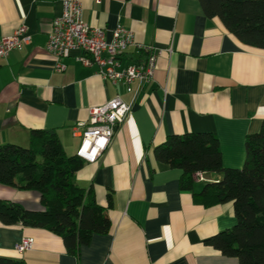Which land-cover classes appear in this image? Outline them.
I'll return each instance as SVG.
<instances>
[{
  "label": "crops",
  "instance_id": "obj_1",
  "mask_svg": "<svg viewBox=\"0 0 264 264\" xmlns=\"http://www.w3.org/2000/svg\"><path fill=\"white\" fill-rule=\"evenodd\" d=\"M82 18L105 37L121 24L133 34L122 64L145 59L143 44L163 50L153 78L141 84L102 79L96 67L76 59L78 51L54 57L45 50L51 21L62 0H0V37L26 26L31 42L0 58V145L27 146L30 132L56 134L68 155L76 154L91 106L119 96L131 110L95 162H84L74 182L92 190L110 220L76 254L67 252L51 231L0 222V256L25 264H237L207 240L230 228L232 201L204 206L193 200L212 173L194 174L191 189L180 187V168L162 165L154 155L170 134L212 132L221 162L241 168L245 136L264 120V49L237 39L217 16H207L199 0H79ZM56 62L64 65L55 69ZM0 199L42 209L38 192L0 185ZM31 237V248L15 245Z\"/></svg>",
  "mask_w": 264,
  "mask_h": 264
},
{
  "label": "trees",
  "instance_id": "obj_2",
  "mask_svg": "<svg viewBox=\"0 0 264 264\" xmlns=\"http://www.w3.org/2000/svg\"><path fill=\"white\" fill-rule=\"evenodd\" d=\"M204 13L220 18L242 43L264 49V0H199ZM241 168L222 165L217 136L212 132L170 134L154 148L158 162L180 168V187L191 189L194 174L212 173L193 200L204 206L232 201L235 224L207 240L221 254L236 257L237 264H264V120L258 131L245 136ZM84 165L76 154L65 153L56 134L45 129L30 132L27 146L0 145V185L38 192L42 209H27L0 199L4 225L44 228L61 237L68 253L76 254L95 234L110 228L104 208L92 190L79 187L74 173ZM0 264H25L0 256Z\"/></svg>",
  "mask_w": 264,
  "mask_h": 264
},
{
  "label": "built area",
  "instance_id": "obj_3",
  "mask_svg": "<svg viewBox=\"0 0 264 264\" xmlns=\"http://www.w3.org/2000/svg\"><path fill=\"white\" fill-rule=\"evenodd\" d=\"M31 42L26 26L20 24L11 34L0 37V58H6L12 51L22 48ZM133 34L121 24L111 30V37H105L101 27L91 26L82 18V6L79 0H62V11L51 21L47 35L45 50L54 57L65 56L78 51L76 59L83 65L95 66L97 74L112 83L122 82L126 90H131V82L141 84L153 78L155 61L163 50L152 44L139 45L146 56L140 63L122 64V54L126 47L134 44ZM64 65L56 62L55 69L61 70ZM131 105L118 95L103 104L91 106L85 122H77L73 126V135H80L81 142L76 155L83 162H95L109 145L116 130L129 114ZM199 172V178L202 176ZM33 239L23 237L15 245L18 252L31 248Z\"/></svg>",
  "mask_w": 264,
  "mask_h": 264
}]
</instances>
